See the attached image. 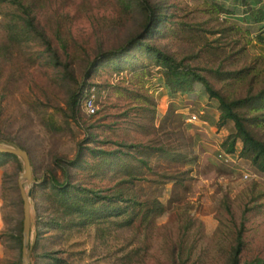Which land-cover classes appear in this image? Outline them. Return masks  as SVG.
Listing matches in <instances>:
<instances>
[{
	"label": "rangeland",
	"instance_id": "1",
	"mask_svg": "<svg viewBox=\"0 0 264 264\" xmlns=\"http://www.w3.org/2000/svg\"><path fill=\"white\" fill-rule=\"evenodd\" d=\"M151 1L162 3L169 19L148 42L194 67L228 99L264 86V37L248 15L222 11L220 0ZM23 2L31 7L37 32L25 31L18 7L0 0V142L24 147L31 159L32 182L24 184L31 192L30 264H232L240 233L239 264L264 261V171L242 156L240 139L231 161L219 156L229 152L234 122L220 124L219 101L204 84L195 80L171 87L167 69L136 49L119 68L102 61L84 75L98 53L125 45L143 30L145 15L137 0ZM234 3L251 10V3L259 6L264 0H227L228 6ZM241 69L245 73L236 76ZM79 89V106L72 110L70 101ZM86 97L95 100L94 114L83 107ZM241 112L248 118L258 114ZM193 114L198 119L186 121ZM204 115L207 126L201 122ZM250 126L264 139V122ZM91 133L93 148L144 142L187 154L173 159L156 151L147 159L153 171L139 168L147 179L137 182L138 198L158 196L164 213L147 225L140 219L121 225L114 216L109 221L87 216L78 223L80 214L48 181L52 174L65 180L57 160L74 159ZM101 158L88 153L87 166L71 168V183L110 193L107 188L122 174L107 168L103 174ZM23 170L19 157L0 165V264H23L14 238L24 215ZM179 170L188 171L178 173L177 186L171 179L165 185L148 182Z\"/></svg>",
	"mask_w": 264,
	"mask_h": 264
},
{
	"label": "trees",
	"instance_id": "2",
	"mask_svg": "<svg viewBox=\"0 0 264 264\" xmlns=\"http://www.w3.org/2000/svg\"><path fill=\"white\" fill-rule=\"evenodd\" d=\"M220 1V9H222V11L229 10L232 13H240V11H242L246 16L248 15L250 24L255 25L254 28L259 30V38L263 39L264 3H262L263 5L256 6L254 5L255 3L258 4V1H256L255 3H251V10H242L239 7L240 5L236 3L228 6L227 0ZM1 2H8L18 7V10L22 12V14H20V20L22 21V27L25 28V31L28 33L37 32L34 24V17L31 15V7L26 6L23 0H1ZM137 5L142 8L145 15L143 30L133 36L125 45L116 49L100 52L93 59L89 60L84 74L85 77L90 76L102 61H110L111 64L116 65V68H119V61L123 57L131 55L132 51L136 49L141 51L144 55L151 57L158 66L167 69L166 79L171 87H183L184 85L191 84V82L195 80L202 82L210 96L215 97L219 101L221 110L220 124L228 120L234 122V130L228 138L229 146L226 147L227 150L229 152L235 151V142L237 139H240L243 143L241 150L242 156L251 160L252 164L259 170L264 171V139L259 138L250 128L252 124L264 122V86L258 92L251 93V91L249 95L243 98L234 100L228 99L216 90L202 74L197 73L194 67L184 64L181 60H177L175 56L146 40L153 32L157 31L163 22H167L169 19V15L165 13L162 3H155L151 0H137ZM49 44L50 43L47 42V46L51 49V45ZM54 54L56 53L54 52ZM234 73L239 77L245 73V70L241 69ZM82 93L81 89H79L72 95L70 101L72 110L79 106ZM243 109L249 112H257L258 114L252 118H248L241 112ZM170 114L173 113L171 112ZM91 135H88L83 142L79 143L78 151L74 159L66 160L59 158L57 160V167L63 171L65 180L61 182L52 174L51 179L48 181L49 187L62 197V202H64L70 210L80 214V218L82 219L78 223H84L87 216H89L90 219L97 217L104 221H109L111 217L114 216L119 218L117 223L121 225L134 224L138 219L147 225L152 219L164 213L165 205L160 201L158 196L152 200L146 199L145 201H141L138 198V193L136 192L137 182L147 179L144 176V171L142 172L139 168L141 165L147 166L149 171H153L147 159H151L153 153L156 151L161 152L160 155H162V153H167V155L173 159H178L180 156L187 157V154H180L178 150H169L163 145L155 146L145 144L144 142L119 143L117 144L119 147L115 150H103L100 148H93L89 145L95 140V134L91 133ZM106 141L107 140L103 142ZM88 153L95 157L98 155L102 157L103 174L106 173L105 168H107L109 172H113L112 175L118 171L121 172L120 174L122 175L119 180H117L112 187L107 188V190L109 189L111 191L110 193L102 194L104 191L103 189L98 190L71 183V168L87 166L89 162L85 160V156ZM142 154H146L145 157ZM12 158H18V156L0 152V165ZM133 159H137L139 163L135 162L133 166H130L129 162ZM180 171L181 170L177 171L175 176L161 174L162 179H148V182L154 183L155 185H165L167 180L171 179L175 181L174 186H177L176 184L182 181L178 177ZM186 171L181 172L186 173ZM45 183L46 182H43V185L47 186ZM144 189L145 186L141 184L139 190ZM12 237L14 236L12 235ZM14 238L17 239L20 252L22 253V222L19 234ZM243 245L242 234L240 233L237 238V244L234 246V260L232 264H239V255ZM36 246L37 242L32 245V251L36 249ZM244 264H264V261L257 260Z\"/></svg>",
	"mask_w": 264,
	"mask_h": 264
},
{
	"label": "water",
	"instance_id": "3",
	"mask_svg": "<svg viewBox=\"0 0 264 264\" xmlns=\"http://www.w3.org/2000/svg\"><path fill=\"white\" fill-rule=\"evenodd\" d=\"M0 152L14 154L23 160L24 170L19 176V186L21 189L22 199H23V221H22V263L30 264L31 254H30V243H31V214H30V201L31 192H26L24 189V184L26 182H32V169H31V159L29 153L22 148L20 145L11 143H1L0 142Z\"/></svg>",
	"mask_w": 264,
	"mask_h": 264
},
{
	"label": "built area",
	"instance_id": "4",
	"mask_svg": "<svg viewBox=\"0 0 264 264\" xmlns=\"http://www.w3.org/2000/svg\"><path fill=\"white\" fill-rule=\"evenodd\" d=\"M83 107L87 111L88 114H94L96 112V104L95 100L93 97H86L84 102H83ZM198 117L193 114L190 117H187L188 122H193L197 120ZM224 161L229 162L232 160L233 152H227V151H222L219 155ZM245 177H248L247 174H245Z\"/></svg>",
	"mask_w": 264,
	"mask_h": 264
},
{
	"label": "crops",
	"instance_id": "5",
	"mask_svg": "<svg viewBox=\"0 0 264 264\" xmlns=\"http://www.w3.org/2000/svg\"><path fill=\"white\" fill-rule=\"evenodd\" d=\"M202 119H203V120H202L201 122L204 123V124H206V126H207V125L209 124V120H208V118H207V115H204V116L202 117ZM211 129H212V130H214V129H215V130H219L216 126L214 127V126H212V125H211ZM220 131H221V130H220Z\"/></svg>",
	"mask_w": 264,
	"mask_h": 264
}]
</instances>
